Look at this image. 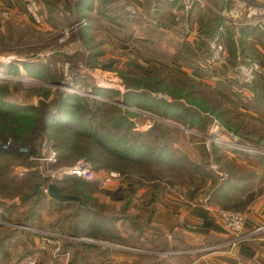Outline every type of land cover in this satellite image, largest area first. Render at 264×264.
Masks as SVG:
<instances>
[{
	"label": "rangeland",
	"instance_id": "rangeland-1",
	"mask_svg": "<svg viewBox=\"0 0 264 264\" xmlns=\"http://www.w3.org/2000/svg\"><path fill=\"white\" fill-rule=\"evenodd\" d=\"M127 1L124 0L121 5L122 11L127 14V17L121 20L122 33H114L94 22V30L88 28L86 38L83 39L79 34L89 23L85 16L86 9H75L71 23L51 34L38 29L40 26L33 22L34 25L24 21L17 24L3 22L0 26V85L9 82L1 94L6 102L5 107L15 108V112L0 115V264L3 260H7L8 264H88L84 258L87 249L77 244L84 242L78 241L82 236L70 235L68 227L69 218L84 227L85 213L79 218H74L75 207L72 205L57 206L44 202L38 204L32 223L27 222L25 225L23 222L28 217L26 213L30 206L34 205L35 208L36 205L34 198L23 200L22 196L26 192L31 193L37 182L42 181L43 185L50 181L56 182L57 185L69 189L71 192H67L68 194L75 195L102 190L130 193L132 189L139 187L148 190L147 188L163 185L166 181L169 185L167 189L186 197L195 190L205 194L204 191L210 185L219 184L227 172L237 168L257 175L252 190L264 185V179L259 184L263 166L261 159L264 160V155L255 151H235L229 147L238 143L264 149V122L259 120V116L264 114V71L254 62L250 65L238 64L235 69L228 67V73L220 74L217 79H212L210 75L207 78L210 73L202 71L214 67L217 61L226 58L229 60L227 43L230 41L225 38V29L229 26L232 40L237 41V31L232 29L231 25L237 28V21L243 18V15L234 21L235 24L225 15L227 21L224 23V33L216 34L209 41L204 38L209 43V57H204L203 53L187 54L191 61L184 65L195 75L180 80L174 77V70L169 63L176 54L182 52L180 48L183 42L196 41L201 44L200 35L205 28L203 31L199 30L197 35L196 32L191 34L193 31L190 32L189 29L192 19L184 8L183 19L177 28L157 30L158 21L153 17L154 7L151 4L161 0H150L152 3H146L137 12L130 9V3ZM227 1L229 7L234 5L233 0ZM114 8L116 9V1H110L105 7L99 6L96 10L112 11ZM78 15L82 17L76 19ZM67 31L68 35H64ZM112 35L121 41H127L128 35H134L140 42L133 45L149 62L143 65L135 53L120 49L112 40ZM213 41L223 47L226 53L224 59L213 60L210 47ZM102 43L109 45L105 47ZM10 65H13L12 72L6 71L10 69ZM136 65L142 66L141 69H136ZM259 74L262 75L263 81L259 80ZM202 79L208 80L210 84L202 83ZM157 80L161 82L158 88L155 83ZM254 81L257 85L255 90L249 87ZM93 88L100 91L93 92ZM165 89L170 91V95ZM107 90L111 91V97L104 94L108 93ZM68 92H71L72 98H67L65 94ZM230 92H234L231 98ZM129 93L135 95L127 98L128 102H124L122 97L125 99ZM220 93L226 94L229 99L223 98ZM143 96L188 105L187 113L183 115L173 111V114H167L166 106L152 103L149 98L143 99ZM92 98L97 100L95 107L99 103H105V106H111L113 110L119 109V112L115 111L117 117L123 115L130 121L133 133L125 138L127 144H135L150 152L163 146L170 149L175 162L167 169L168 172H159V164H156L151 155H148L146 160L130 163L125 160L107 159L104 146H112L111 140H103V144H92L93 157L99 159H96V162L60 149V142L76 141L78 137L70 132L56 131V127L47 128L48 114L59 111L57 104L62 107L68 105L67 109L79 114L91 106ZM35 108L37 110H34ZM101 113L105 118L110 114V109L104 107ZM191 113H195L196 117H189ZM21 115L36 116L30 124L31 130L21 133L23 142L16 141L7 133L8 131L14 134L18 131L7 129L26 125L18 117ZM191 120L194 121L190 125ZM109 129V126H99L96 134L112 140L122 138V129ZM51 144L59 146L53 147ZM49 151H54L56 155L58 153L62 158L57 156V162L54 164H45L37 159ZM34 156L37 157L33 159ZM78 160H86L92 166L93 179L90 180L89 187H85L81 180L72 183L75 179L72 177L59 178V172ZM252 162L258 163V169L251 168ZM97 165H106L112 169H96ZM33 171L39 174L38 180H26L25 175ZM105 175L121 176L127 181L101 183V177ZM261 177L264 178L262 175ZM130 181H135L137 187L135 184L131 187ZM246 194L244 196L250 197ZM87 196L84 194L87 206L93 209L102 206L92 204ZM261 196H264V192L253 193V196L245 201L244 209L228 211H238L244 215L245 209ZM67 240L75 245L61 251L63 242ZM28 250L32 252L25 254ZM75 251L80 253L77 258L74 257Z\"/></svg>",
	"mask_w": 264,
	"mask_h": 264
},
{
	"label": "crops",
	"instance_id": "crops-1",
	"mask_svg": "<svg viewBox=\"0 0 264 264\" xmlns=\"http://www.w3.org/2000/svg\"><path fill=\"white\" fill-rule=\"evenodd\" d=\"M82 1L84 7L87 3L90 5L85 14L89 29L94 30L93 24L96 22L114 33H122L120 30L123 29L121 24L123 17L120 16L122 14L117 8L121 7L124 0H109L116 1V9L114 8L113 12L106 9L96 10L99 6H106L105 0ZM246 1L257 11L249 16V20L244 18L241 29L248 30L254 25H263L260 28L261 33L247 35L246 45L254 53V63L264 71V13H261L264 12V0ZM37 2L40 4L44 20L38 29L48 34L55 32L58 26L60 28L68 26L73 20L75 9L81 11L75 6L78 0H37ZM127 2L130 3V9L137 12L145 6L147 0ZM228 5L227 0H207L205 3L195 2L189 8L186 5L180 8L174 7L158 14V26L162 30L177 28L183 19L185 8L192 19L189 29L190 32L193 31L191 34L196 32L197 35L199 30L203 31L209 18L219 15L223 22L217 34L221 35L224 33V23L227 21L225 15L230 9ZM4 10L8 11L9 17L5 21H0V26L3 22L17 24L20 21L34 25L24 14L21 0H0V14ZM57 22L59 25L54 27ZM111 38L120 49L124 48L135 53L143 65L149 62V59L133 45L135 42H140L139 39L134 38V35H128L127 41H121L113 35ZM188 42L182 43L180 48L182 52L176 54L169 63L174 70V77L180 80L195 75L184 65L191 61L187 54L203 53L201 44L196 41ZM108 45L103 44L105 47ZM141 67L135 66L136 69ZM202 71L210 73L207 74V78L210 75L212 79H217L220 74L229 71L227 58L217 61L214 67ZM202 83L210 84L206 79H202ZM220 95L225 99L227 97L226 94L220 93ZM229 96L233 97L234 92H230ZM259 120L264 122V114L259 116ZM235 156L238 157L237 154ZM252 163L251 168L258 169V163ZM101 178V183L127 181L121 176L114 175H105ZM130 183L133 187L135 181ZM147 189L138 187L132 189L130 193L103 190L85 193L92 204L102 206L98 208L99 210L91 208L90 212L85 214L84 227L72 218H69L68 227L69 232L74 229L78 231V234H73L74 237L82 236L78 241L97 247L84 252L88 264H264V231L248 241L227 246L232 235L224 225L221 211L209 196L202 194L200 190L192 191L186 197L170 190L157 192L156 185ZM78 197L84 199V196ZM244 217L245 230L264 226V196L245 209ZM79 256L80 253L75 251L74 257Z\"/></svg>",
	"mask_w": 264,
	"mask_h": 264
},
{
	"label": "trees",
	"instance_id": "trees-1",
	"mask_svg": "<svg viewBox=\"0 0 264 264\" xmlns=\"http://www.w3.org/2000/svg\"><path fill=\"white\" fill-rule=\"evenodd\" d=\"M92 1V0H89ZM110 2L109 0H105L104 4ZM152 3L150 0H147L146 3ZM84 1L82 0H78V2H76L75 6L77 7V9L79 10H83V9H87L89 5V3L86 4V6H83ZM145 3V4H146ZM178 3V5H177ZM154 7V18H157L158 14L160 12L163 11H167L170 10L171 8L174 7H184V2L180 1H174V2H168V1H158V2H154L153 4ZM118 12L120 11L122 15H120L121 17H123V19H125V17H127V14L125 11H122V6L117 8ZM107 10V9H106ZM109 11V10H107ZM113 12V9L112 11ZM126 14V15H125ZM82 17V15H78L76 16V19ZM152 17V18H153ZM153 18V19H154ZM222 18L219 15H214L212 19L208 20L207 25L205 27V30L203 31V33L200 35L201 39V44L203 46V56L204 57H209L210 56V49H209V44L208 41L210 39H212L218 32V28L222 23ZM61 24V22H60ZM235 24V23H234ZM239 26H237V28H235L234 25H231L232 29H235L237 31V41L232 40L233 36L231 34L230 28L229 26H226L225 29V38L226 40H229L230 42L227 43L229 48V60H228V67L229 69H235L236 65L238 64H243V65H250L251 63H253L255 61L254 58V53L253 51L248 48V46L246 45V37L247 35L251 34V33H261L262 30L260 29L261 27H263V25L261 24H257L254 25L252 28H249L248 30H242L241 29V23H237ZM57 25H59V23L57 22V24H54V27H57ZM64 25V23L62 24ZM61 25V26H62ZM229 25V24H228ZM157 30H159V26L158 24L156 25ZM56 30L60 29V26H58V28H55ZM87 27H84L80 30V36L85 39L86 35H87ZM59 32V31H58ZM53 33H56L53 32ZM48 34V33H47ZM51 34V33H49ZM204 37H203V36ZM204 38H206V41ZM238 55V58H237ZM41 66H43L42 64H40ZM10 69L6 70V71H14L11 70V68L13 67V65L9 66ZM259 80L263 81V77L262 75L259 74ZM8 82V81H7ZM236 82V81H234ZM157 84V88L160 87L159 84L161 83L160 80H157L155 82ZM9 85V82L4 84V85H0V115H3L5 113H9V112H15V108H6V102L4 101L5 99L3 98V94H1V91H3L4 89H6ZM165 86H167L165 84ZM256 83L255 81L251 83V85L249 86L250 88H252L253 90H255L256 87ZM156 88V89H157ZM167 94L170 95V91H168L167 89H165ZM100 91L97 88H93V92H98ZM108 93H104L105 95L107 94L109 97H111V94H109L111 91L107 90ZM71 93V92H70ZM69 92L66 93L65 95L67 96V98H72V94H70ZM106 95V96H107ZM135 94L129 93L125 96V99L122 97L124 102H128L127 98H129L130 96H133ZM145 98H149L152 103H160L164 106L167 107V114L168 112L171 114H173L175 112L180 113L185 115V112L187 113V106L188 105H183V104H173L171 102H167V101H163L162 99H158V98H151V97H145L143 96V99ZM92 104L90 107H88V109H84V111L80 112L79 114H75L73 112H71V110L67 109L66 107H69L68 105H65L64 107L60 106V104H57L59 107V111H57L56 113H49L48 114V119L46 120V125L47 128H51V127H56V131H66V132H70L71 134H74V136L77 138L76 141H69V140H64L63 142H60V146L59 144H55L57 146H59L60 149L65 150L69 153L74 152L76 154L82 155L83 157H86L88 160H90L91 162H96V159L99 161L98 158L93 157V153H94V147H93V143L96 144H103V140H111L112 141V146H104L106 151L104 153H106V158H113L112 160H125L126 162L130 163L131 161L133 162H140L143 160H146L148 155H151L152 157H154V161L156 162V164H159V172L161 173H166L168 172L167 169H170L173 165V162H175V157H173V155L171 154L170 149H167L165 146L160 147V149L158 150H154V152H150L147 151L146 148H140L139 146L133 144V145H129L127 144V142L125 141V138H128L129 135L131 133H133L132 131V124L130 123V121L125 117V116H118L117 114H115V111L119 112V109H115L113 110V108L111 106H105V103H99L98 106L95 107L94 103H96V99L92 98L91 100ZM6 106V107H5ZM5 107V108H4ZM57 107V108H58ZM76 107V106H75ZM105 109H110V114L108 116H106L105 118H103L102 116V110ZM185 107V108H184ZM77 108V107H76ZM34 110H37V108H35ZM171 111V112H170ZM87 112V113H85ZM3 113V114H1ZM5 116V115H4ZM189 117L195 118L196 115L195 113H191L190 115H188ZM21 120H23V123H25L26 125H20L21 128H19V126L13 127L11 129H7V130H18L16 132H14V134H11L7 131L8 135H11V137L13 139H15L16 141H20L23 142V138H21V133H27L29 132V130H31V122L34 118H36V116L31 117L29 115H21L18 116ZM194 120H191L190 125L192 124ZM14 124V123H13ZM103 127V126H109L110 129H116V130H123L122 132V138L121 139H111V138H107V137H101L100 135L96 134V130H98V128ZM120 126H124V128H120ZM146 135V134H144ZM6 137V136H5ZM4 137V138H5ZM124 138V139H123ZM53 147H55V145L51 144ZM14 155H19L17 153H12ZM96 154V153H95ZM0 155H2V152L0 150ZM3 155H5V153L3 152ZM21 156V155H19ZM58 158H62L61 155H59L57 153ZM262 160V173H264V160ZM96 169H103L104 167L110 168L109 166H104V165H97L95 166ZM262 176H264V174H262ZM260 175V183L261 184L263 181L262 179H264L263 177H261ZM257 176L254 172H243L240 171L237 168H232L229 172H227V174L221 178V182L219 184H213L210 185L207 190H205V195L209 196L212 201L215 203V205L217 206V208L220 211H228V210H242L244 209V207L246 206L245 201L249 200V198H251L254 194H258V193H262L264 192V185L260 186L257 190H252V186L255 184V179ZM39 174L35 171L30 172L29 174L25 175V179L28 180H32L35 181V179L38 180ZM73 178V177H72ZM78 180H81V183H83V185L85 187H89L91 185L90 181H84L82 179H77L75 178L74 181L72 183H76ZM71 181V180H70ZM71 186V185H70ZM168 182L166 183L163 182V185H156V189L155 191L157 192H162L164 190H169L168 188ZM58 187L60 188V191L64 194H68L67 192H71L69 189H65L62 186L58 185ZM160 187L162 188L160 190ZM86 192H80L78 194V196L83 197L84 194ZM247 193V194H246ZM248 195L250 197H246L244 195ZM252 195V196H251ZM10 198L13 196H9ZM23 200H29L30 198H34V204L36 205L34 208V205H31L30 209L27 210L28 217L26 219H24V223L25 225H27V222L32 223L33 218L35 217V215H33L34 213L36 214L37 211V207L38 204H42V203H46V204H55L57 206H64V205H72L74 206V215L73 217H80L83 216L84 213H88L90 212L91 207L87 206L88 204L85 202L84 199H82V204L79 205V203L77 202H58L55 201L51 198H49L45 193L40 192L37 193L34 191V189L32 190V192L30 193H25L23 196ZM0 206H2V204L0 203ZM126 206V204H125ZM10 207V206H9ZM96 209V208H95ZM98 209V208H97ZM99 210V209H98ZM85 216V215H84ZM21 221V220H19ZM29 234V233H28ZM73 234H78V231H76L74 229V231H72L70 233V235ZM79 247L85 248L87 250L89 249H94L97 248L96 246H91V245H87L85 243H77ZM65 245V246H64ZM75 245L74 243L70 242L69 240L64 241L63 245H62V249L61 251H63V248H67L69 246H73ZM1 247V245H0ZM32 251L28 250L25 254H29ZM4 262L2 264H8L7 260H3ZM10 263V262H9ZM12 264V263H10Z\"/></svg>",
	"mask_w": 264,
	"mask_h": 264
},
{
	"label": "built area",
	"instance_id": "built-area-1",
	"mask_svg": "<svg viewBox=\"0 0 264 264\" xmlns=\"http://www.w3.org/2000/svg\"><path fill=\"white\" fill-rule=\"evenodd\" d=\"M164 1H168V2L183 1L184 5H186L187 8L191 7L195 2L205 3L204 0H164ZM233 2H234V5L230 7L227 13L229 19L232 20V22L237 21L236 19L239 18V16L241 15H243V18H241L237 22L242 23L244 18H246V20H249L248 19L249 16L253 12L257 11V9L251 3L247 2L246 0H233ZM21 4H22L24 14L30 19V21L33 22L37 26L42 25L43 15L41 13L40 4L37 2V0H21ZM261 13H264V12H261ZM8 17H9L8 11L4 10L0 14V21H5ZM233 17L235 18L233 19ZM68 33L69 31L64 33V35H68ZM210 47H211V50L213 51V60L214 59H217V60L224 59L225 57L224 55L226 53L220 44L216 45L215 42L213 41V44L211 43ZM244 69L246 70V68ZM229 147L235 151H244L247 153L248 152L252 153L255 151L258 154L264 155L263 148H252L250 146L249 147L243 146L238 143H233ZM36 157L37 156H34L33 159H35ZM37 159L42 160V162H44L45 164H54L57 162V155L54 151H49L46 155L42 154ZM58 175L60 179L62 176H66V177L82 179L84 181H90L91 179H93V169H92V166L90 165V162L86 160H78L72 166L68 167L62 172H59ZM46 186H47V183L42 186V192L45 194H47ZM221 217L223 219L225 227L227 228L229 233L232 235L231 239L227 242V246L229 245L234 246L241 242L248 241L250 238L264 231V226H257L253 229L245 230L244 228L245 217L241 212H238V211L221 212ZM58 237H60V235H58Z\"/></svg>",
	"mask_w": 264,
	"mask_h": 264
},
{
	"label": "water",
	"instance_id": "water-1",
	"mask_svg": "<svg viewBox=\"0 0 264 264\" xmlns=\"http://www.w3.org/2000/svg\"><path fill=\"white\" fill-rule=\"evenodd\" d=\"M47 181V180H46ZM43 186V182H37L34 185V191L37 193H40L42 191L41 187ZM47 196L55 201L58 202H77L79 204L82 203V200L80 197L70 194H64L60 191V188L56 184V182H48L47 186Z\"/></svg>",
	"mask_w": 264,
	"mask_h": 264
},
{
	"label": "bare ground",
	"instance_id": "bare-ground-1",
	"mask_svg": "<svg viewBox=\"0 0 264 264\" xmlns=\"http://www.w3.org/2000/svg\"><path fill=\"white\" fill-rule=\"evenodd\" d=\"M27 81H30V79H27ZM72 91H74V92H76V93H80L79 91H76V90H72ZM96 97V96H95ZM97 98V97H96Z\"/></svg>",
	"mask_w": 264,
	"mask_h": 264
},
{
	"label": "flooded vegetation",
	"instance_id": "flooded-vegetation-1",
	"mask_svg": "<svg viewBox=\"0 0 264 264\" xmlns=\"http://www.w3.org/2000/svg\"><path fill=\"white\" fill-rule=\"evenodd\" d=\"M82 204V203H81Z\"/></svg>",
	"mask_w": 264,
	"mask_h": 264
}]
</instances>
